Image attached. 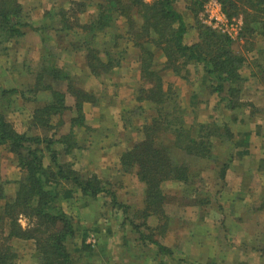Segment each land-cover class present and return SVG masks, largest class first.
I'll return each instance as SVG.
<instances>
[{"label": "trees", "instance_id": "obj_1", "mask_svg": "<svg viewBox=\"0 0 264 264\" xmlns=\"http://www.w3.org/2000/svg\"><path fill=\"white\" fill-rule=\"evenodd\" d=\"M204 1L93 0L87 3L86 0H68V6L45 13L48 18H53L52 21H42L43 24L36 27L30 24L29 15L19 0H0V45L21 37L25 27H32L34 31L44 33L41 45L46 59H49L39 65L33 82L26 90L14 87L0 90L3 100H10L11 96L16 100L30 93L36 101L38 95H45L42 103L28 115L23 132L15 130L13 123L1 111L0 102V146L13 154L15 163L22 170L12 196L5 197L0 184V199H4L0 205V264H15L17 252L10 243L13 238L33 240L37 259L34 264H77L65 244L66 239L73 236L74 228L69 216L58 206V201L63 197L70 198L73 193L91 198L105 192L111 196L114 194L95 174L81 172L74 169L71 162L59 160L54 146L65 145L64 153L77 148L74 130L87 126L82 105L97 104L98 99L93 92L78 85L75 75L56 64L57 43L49 33L45 35L47 30L64 34V37H70L75 30L79 32L80 38L73 42L75 49H71L84 51V66L88 74L98 77L114 71L122 62L125 50L117 41L123 35L114 36L115 40L111 36L102 38L107 37L117 19L125 20V46L137 52L139 81L134 89V104L123 108L121 120L124 128L133 127L143 137L120 153L122 172L133 170L137 180L143 184L145 217L164 202L166 194L161 185L167 180L181 181L190 188V195L192 192L197 194L192 180L199 174H191L189 162H181L180 156L187 159L211 158L212 162L216 141H220L218 146L224 143L232 145L234 133L226 124H187L185 110L178 101L177 88L173 83L164 82L158 68L180 76L188 64H199L202 80L210 82L211 92L220 102L225 101L227 109L237 112L243 107V84L250 78H257L264 84V0H219L227 16H241L243 19L240 48L235 46L238 40L231 41L197 20ZM178 2H183L184 8H179ZM88 7L92 12L83 18ZM189 25L196 30V40L192 42H186ZM99 37L106 40L103 47L97 41ZM248 53H252L249 58ZM157 54L163 58L162 63L156 62ZM243 67L248 68L247 75L241 73ZM60 84H64V90L59 88ZM66 94L72 96V106L66 104ZM144 104L150 110L148 118L144 116L147 121L140 125L127 123L125 112L131 113ZM67 110L73 113L68 132L57 136L64 125L62 115ZM234 120H238L237 116ZM221 129H224L222 134ZM221 135L225 137L221 139ZM45 152L49 154L54 169L43 165ZM228 165L227 161L219 165L220 178H224ZM20 216L28 219L26 227L19 223ZM134 227L139 228L138 223H134ZM157 246L162 251L166 250L161 244ZM81 249L92 250L83 243Z\"/></svg>", "mask_w": 264, "mask_h": 264}, {"label": "rangeland", "instance_id": "obj_2", "mask_svg": "<svg viewBox=\"0 0 264 264\" xmlns=\"http://www.w3.org/2000/svg\"><path fill=\"white\" fill-rule=\"evenodd\" d=\"M92 1L86 0L87 3ZM49 4L54 5L56 11L61 6H68V0H49ZM177 4L179 8L184 6L183 2ZM91 12L92 8L88 7L83 18H86ZM37 14L32 16L36 17ZM39 15L41 17L40 13L37 16ZM196 18L199 20L198 14ZM52 19L44 14L42 21L48 23ZM56 19L55 16L54 20L56 21ZM43 22L41 23L43 24ZM126 26L124 19H117L115 26L110 27L111 29L107 32V37L102 38L106 39L109 36L113 38L122 34L123 37L117 39V42L125 52L120 66L114 68L112 75L109 73L98 77L88 74L84 66V51L71 49L73 42L77 41L76 38L81 36L79 32L75 30L76 32L74 31L70 37H64V34H54L51 30H47L45 33V35L49 33L48 35L57 43V57L54 60L56 64L75 75L80 87L93 92L98 99L96 106L101 109V117L96 119L89 112V117L85 120L88 127L74 130V139L75 141L77 139L76 142L81 144V148L71 149V152L64 153L65 145L54 146L58 152L59 160L71 162L73 168L81 172L95 174L104 182L106 188L114 193L111 196L105 192L94 198L82 197L73 193L70 198L63 197L58 201V206L69 216L74 228L73 236L68 237L65 241L67 251L77 264H107L128 260L130 258L127 256L128 254L133 259H138L134 261L157 259L158 255H161L162 259L169 257V260L171 256L180 254L182 247L188 245V247L192 246L190 257L193 260H206L208 252L205 249H200L198 245L200 243L214 245V254L217 258L227 257L232 264H264V173L259 171L254 173L253 177L251 176L252 180L247 179L244 187L241 188L244 197L250 202L247 208L238 204L236 209L227 211L226 207L225 211H219L218 201L223 200L219 198V190L223 191L224 184L223 179L218 175V169L222 162L227 161L229 164L232 158L231 151L228 152L230 155L224 151L221 153L218 151L219 140L216 141L217 145L213 149L215 157L212 162H210L211 158L209 160L187 159L185 156H180L181 162L186 160L189 162L191 174H199L192 180L193 187L198 190L197 194L192 192L190 195V188L181 181L167 180L173 181V185L167 181L161 185L162 191L166 194L164 202L157 210L152 207L154 213L147 217L144 216V186L137 180L133 170L129 173L122 172L119 163L120 150L123 151V147L127 148L134 141H139L143 137V134L137 132L133 127L124 128L121 120L122 109L134 104V89L139 81L137 52L134 48L125 46ZM117 27L123 30L122 33L116 29ZM39 35L42 37L44 33L39 31ZM59 35L62 37H58ZM61 38H63L61 43H58ZM102 39L99 37L97 40L101 47L106 41ZM186 39V42L196 40L194 26L189 25ZM30 43L37 46V42ZM235 46L240 48L242 40L235 42ZM106 47L109 48V44ZM1 51L0 49V54ZM22 52L23 50H20L18 54L13 53L12 57L8 52L9 55L6 56V59L0 60V70L3 71H1L0 79L4 81L0 86L26 90L33 82L34 74L45 58L42 61L39 59L38 50L32 57L25 55L23 57L21 56ZM251 56L252 53L247 54L248 58ZM162 61L163 58L157 54L156 62L162 63ZM158 69L162 71L164 82L173 83L177 88L180 99L178 101L185 110L187 124L210 122L222 126L226 124L234 134L248 131L255 134H253L255 139L252 138L254 140L250 142L249 146L251 145V148L255 150L257 148L260 151L264 149V89L261 90V86L264 84L260 83L257 78H251L243 84L244 89H242L241 96L243 107L241 111L237 112V110L227 109L225 101L220 102L217 95L211 92L210 82L202 80L199 64H188L181 71V77L173 74L170 70ZM241 73L247 75L248 68L243 67ZM59 88L64 90V84H60ZM30 95L27 93L26 97L21 96L16 100L13 99L14 96H11L10 100L0 98L3 107L1 111L13 123L18 132L26 130L28 115L45 98V95L41 94V96L38 95V100L33 101V97ZM27 97L29 99H26ZM65 100L66 104L74 102L69 94H66ZM87 105L93 104L87 103ZM112 112L119 115L120 126L111 122ZM129 113L130 111L125 112L126 115H124L127 117V123L140 125L147 121L144 116L148 118L150 110L144 104ZM72 114V111L67 110L62 115L64 125L58 131L57 136L68 132ZM236 116L238 120H234ZM92 124L95 128L91 127ZM259 130L261 132H258ZM32 131L30 132L33 133ZM40 132L42 131L40 130ZM49 133L50 131L47 135ZM221 137L223 139L225 135H221ZM247 164L248 162L245 163V165ZM43 165L54 169L47 152L43 155ZM236 172V169L232 171L231 178L235 177L236 179L238 176ZM21 176L22 170L15 163L13 154L0 146V184L5 197L14 194L16 181ZM225 189L227 186L224 187ZM207 200H212V204L204 202ZM253 200L257 202L254 203ZM3 201L4 199H0V205ZM122 205H125L126 208ZM240 211L241 213H239ZM144 222L147 225H144ZM19 223L22 227H26L29 222L26 217L20 216ZM134 223H138L139 228H135ZM215 230H217V235ZM213 231L216 236L214 238L211 237ZM155 242L164 244L167 251L160 250L157 246L158 243ZM10 243L17 252L15 264H34L37 261L33 240L13 238ZM82 243L92 250L90 252L82 250ZM175 244L180 248H177ZM169 247L173 248L175 253L168 252ZM226 264H230V262L228 261Z\"/></svg>", "mask_w": 264, "mask_h": 264}, {"label": "crops", "instance_id": "obj_3", "mask_svg": "<svg viewBox=\"0 0 264 264\" xmlns=\"http://www.w3.org/2000/svg\"><path fill=\"white\" fill-rule=\"evenodd\" d=\"M19 2L23 5L24 11L26 13H28L29 20L32 22L30 24H33L32 26H36V27L39 24H41V22L43 20V15L46 12L55 9L54 5L49 4V0H19ZM36 13H38V14L40 13L41 17H40V15L37 16L38 14L36 15V17L32 16L33 14H36ZM38 38H39V41H38ZM30 42H35V43L37 42V46H34ZM41 43H42V41H41V37L39 35V32L34 31L32 29V27H25L24 28V34L21 37L12 39L9 42L0 45V49L2 50L1 54H0V56H2V57H0V60L3 61V59H6V56L9 55L8 52L11 53L10 57H12L13 53L18 54V52L20 50L21 51L23 50L21 56L24 57V55H25L27 57H32V55L36 52V50H38V53L40 55L39 59H41V61H42L43 58H45L43 60V62H45V61L47 62L49 59H46ZM1 71L2 70H0V74H1ZM4 72H7V71H4ZM109 73H110V75H112V73H114V72L111 71ZM249 80H251V78ZM2 83H4V81H2L0 79V84H2ZM1 88H4V87L0 86V90H1ZM262 89H264V86H261V90ZM258 90H260V89L258 88ZM88 91H90V90H88ZM65 99H66V97H65ZM65 102H66V100H65ZM97 104H98V102H97ZM67 105L72 106V104H67ZM82 110H83L85 120L89 117L88 116L89 112H91L92 115L97 119L100 116V111H101V109H99L96 106V104L87 105V103H83ZM112 113H113V116H111L112 117L111 122L113 124H117V126L119 124V126H120L121 123H120L119 118H118L119 115H117L115 112H112ZM93 126L94 125L92 124L91 127L95 128ZM258 132H261V131L259 130ZM241 133L242 132H236L234 134V140L231 141L232 145L224 144V145H221L218 147V151L220 153H221V151H224V153H228L229 151H231V154H232V158L230 159V163L226 169V172L224 174V178L222 180V182L224 184L223 185V191L219 190V198L223 199V200L218 201L219 203L217 204V206L219 207L218 208L219 211L220 210L225 211L226 207L228 208L227 211L236 209L238 207V204L241 205L242 207L247 208L250 202H249V200H247V198L244 197V194H243L241 188L244 187L245 181L247 179L252 180L251 176L254 173H256L258 171L264 173V151H262L264 149H262L260 151L258 148L255 150V149L251 148V145L249 146L250 142L255 139L253 137L255 135L254 133L251 134L248 131H246L242 134ZM252 138H254V139H252ZM76 141H77V139H76ZM79 148H81V144L79 142H77V148H73V149L75 150V149H79ZM123 149H125V147H123ZM120 151L122 152V149ZM120 153H119V155H120ZM233 158H234V162H233ZM220 160H218V161H220ZM242 161H243V164H241ZM246 162H248L247 165H245ZM213 164H214V162H213ZM234 169H236V171H237L236 173L238 174L236 179H235V177L231 178V174H232V171ZM172 182L173 181H167V183L173 185ZM225 186H227V189L224 190ZM228 195H230V196L228 197ZM253 201H254V203L257 202L256 200H253ZM206 202L209 205L212 204V200H207ZM239 213H241V211ZM237 220H238V218H237ZM215 227H217V226L215 225ZM216 231L217 230H215V234L217 235ZM215 234L213 231V235H211V237H213V238L216 237V236H214ZM158 244H160V243L158 242ZM161 245H163L166 248V246L164 244H161ZM198 245H199L201 250L205 249L208 252L206 260L205 259L193 260L190 257L192 246L188 247V245H186L187 247L181 248L180 254L171 256V258L169 260H168L169 257L166 259H162V256L158 255V256H156V257H158L157 259L134 261V260H138V259L137 258L133 259L132 256L130 254H128L127 256L130 257L128 260H120V261H116V262H110L107 264H226V262H228V261L230 262V264H232L231 260H229L227 257H225L224 259H218L217 258V256L214 254V252H215L214 251V249H215L214 245H206V244H200V243ZM175 246L177 248H180V246H177L176 244H175ZM157 251L158 250L156 248V252ZM166 251H167V248H166ZM173 251H174V249L169 247L168 252H173ZM173 253H175V252H173ZM208 255H210V257H208ZM130 259H133V260H130ZM242 264H244V263H242Z\"/></svg>", "mask_w": 264, "mask_h": 264}, {"label": "built area", "instance_id": "obj_4", "mask_svg": "<svg viewBox=\"0 0 264 264\" xmlns=\"http://www.w3.org/2000/svg\"><path fill=\"white\" fill-rule=\"evenodd\" d=\"M199 21L231 41L240 38L243 22L241 16H227L219 0H205L198 12Z\"/></svg>", "mask_w": 264, "mask_h": 264}]
</instances>
